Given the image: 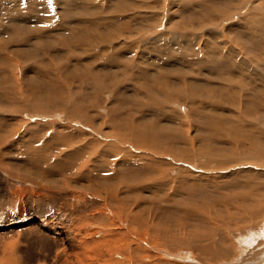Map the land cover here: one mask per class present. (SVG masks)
<instances>
[{"label":"rangeland","instance_id":"374dc122","mask_svg":"<svg viewBox=\"0 0 264 264\" xmlns=\"http://www.w3.org/2000/svg\"><path fill=\"white\" fill-rule=\"evenodd\" d=\"M207 2L213 3L211 5L214 8L213 14L206 12L207 10L205 11L199 6L200 4H207ZM202 26L205 27L199 30ZM187 32H189V36L186 35ZM215 34H217L218 39L219 37L221 39L222 43L219 45H217ZM229 41L234 44V58L225 57V51L231 46ZM136 42L140 44L139 47ZM242 46H244L245 52L241 51ZM126 47L130 50H126ZM142 47L144 48L142 49ZM145 48L147 49L144 50ZM212 53H214L216 58H221L219 67L214 68L212 65H204L205 67H202L201 61L197 62L198 64L196 63L195 67L189 64L188 57L193 60L198 57L207 60V58L212 57ZM178 56L181 60H179ZM110 57L117 59L116 65L112 64ZM243 58L247 59L245 61L247 64H251L252 70L246 66L244 71L242 64H236L237 61L241 62L240 60ZM183 59L186 61H183ZM104 61H106V65ZM135 63L138 64V67L134 66ZM162 63L164 64L162 65ZM123 64H125V68L122 67ZM126 64H131L134 69H127ZM258 64L264 70V0H50V2L49 0H0V78H2L0 80H9V83H7L15 86L17 90V92L15 90L9 92L14 94L13 92L15 91L16 96L20 93L18 102L21 101L16 104V108H20L19 111L10 112V108V113H2L6 115L0 118L3 121L6 120V123L13 126L11 129L13 128L17 132L7 141L19 140L18 138L24 134L28 127L38 122L55 124L50 129L53 132L54 139L57 136V131L61 130L60 125L64 122V111H62L60 104H58V109H55L56 104H52L51 106H54V110L49 112L31 111L27 108L29 104L26 99L27 95L32 92L31 90L34 89L35 92L33 91V93L37 95H49L48 101L53 98L54 101L56 99L55 103H59V94L62 97L64 94L63 104L67 103V106H72L74 102L76 105L74 104L72 108H77L78 104L74 101L76 99L75 91H80L84 94L87 93L86 96L89 95L88 97H91L93 93H99L98 96L102 102L98 105L99 107L94 108L92 106L93 108H90V115H93L92 118L105 116V118L103 117L105 119L103 123L104 129H102L103 134L111 131L112 125L118 123L113 118L106 117L109 116L108 114L113 111L115 106L119 105L116 110L120 108L118 110L121 113H119V116L122 117L120 119L122 120L123 116L128 115L124 119L126 123L129 122L127 124L129 127L133 125L143 126V128H148V130L152 131L151 126L156 124V127L160 130L164 129L173 135L175 134L170 137L171 146L174 149L177 151L179 149H187V152L190 153L191 159L189 160L177 158L170 162V158H167V155L163 153L151 154L147 150L134 151L136 155L138 153L139 156L142 154L143 158L146 156V158H150L151 155L152 159H162L161 161H164V163H170V165H166V168L169 166V169H172L170 171L167 168V179L180 177L183 169L185 172H190V174L186 173V176H184L187 180L185 188L183 191L181 189V193L179 191L180 195H177L176 203L173 205L155 208V197L150 193L151 190L154 194L152 188L143 193L146 198L143 206L149 215L147 221H151L155 228H163L165 231L169 230L176 235L177 239L180 237L184 246L173 250L166 245H162L156 237H152V241H145L147 245L143 243L138 245L140 254L137 264H193L195 261L198 262L193 251L196 247L206 245L225 247L227 241H231L230 243L232 244L236 243L239 238L243 239L251 234H259L260 236L261 232L264 233V211L263 215L259 216L257 220L254 218L256 220L255 224L250 225L248 222V224H244V221H246L245 217L249 220L254 209L264 206V153L260 157L250 156L248 146L236 142L237 138L245 133L264 149V125L254 121V127L248 128L249 118H247L256 116L258 111L257 103L264 94V81L258 74L253 72L254 68H259ZM234 66L238 67L236 68L238 72L232 69ZM138 68L147 71V76L149 77L145 79L142 73L140 75ZM164 71L165 74L167 71L172 72V77L177 74L184 78H191V81H188L187 85L184 86L179 83L175 84L177 82L175 79L171 80L172 77L167 81L162 80ZM97 73L102 74L101 76L106 80L97 82L94 78H91L94 79L93 81L87 79V77L100 76ZM241 74L242 76H240ZM245 76L248 77L245 78ZM218 82L222 84L229 83L230 86L221 87ZM4 86L6 88L9 87L6 84ZM186 87L189 89L188 93L193 95L196 100L200 98L218 100L219 105L226 108L222 109L225 112L210 108L205 102H196L194 106L197 108V113L190 114L192 108L187 102H178V100L167 101L165 97L166 90H176V93L184 94L187 92ZM58 88H61V90ZM84 88L89 90L87 91L86 89L83 92ZM136 90L139 95H137ZM115 91L122 96H118L117 99ZM150 91H154L151 93L153 95H146ZM56 93H58V96ZM154 99H158L156 105L153 103ZM141 103L147 104L145 105L146 107H139ZM5 105L3 100H1L0 107H11L8 103ZM149 106L152 108L160 106L164 111L163 113L153 114V111L149 110ZM212 117L215 126L208 125L207 119ZM65 120L67 121L62 125L65 124L69 128L72 127V129H84L83 131L89 132L91 139L95 142L98 141L97 144L101 143L99 144L101 146L104 144L102 147L96 146L100 148H95L91 152L89 150L90 156L93 153V157L98 156L100 149L108 146V142L111 143L109 146L116 148L118 152L127 151L126 149L128 151L131 150V152L134 150L132 143L130 145V143L125 142V145H121L122 143L116 140L115 134L103 136L100 132L96 133V129L93 131L94 129L89 125H85L81 119ZM178 120L180 121L178 122ZM93 121H97L98 123H95L99 124V119H94ZM180 122L186 126L180 128ZM249 129H252L256 134H252ZM235 130L238 133L236 137L228 132ZM220 132H223L222 136ZM75 134L77 135V132L71 136L74 138ZM176 134L186 136L189 143L187 145L177 143L174 138ZM257 136H259V139ZM45 137L43 134V141L33 142L32 136L30 134L26 135L25 139H22L24 141L18 143L20 148H17L20 151H33L34 147H38V145L44 147L47 142ZM233 142L234 144L235 142L237 143L235 144L233 155L239 158L235 162L229 159L232 156V148L228 144ZM21 144L22 147L20 146ZM80 145L82 144H74L73 146L77 147ZM114 145L124 148L121 151V148H117ZM7 146L6 142L4 147ZM58 146L59 143L57 142L54 147L57 148ZM161 147H164V145L161 144ZM88 148L91 149L89 146ZM129 148L131 149L129 150ZM70 149L72 148L70 147L59 155L60 160L66 159L69 161L71 159ZM199 150L212 152L219 157L218 161L222 165L221 169L215 168L216 165L214 164L215 162L213 163V159V161L210 160V168L205 165L204 167L206 168H202L199 162L202 164L207 160L199 157L197 153ZM20 151L15 149L11 153V163L24 167L23 163H27L28 155L26 154V157L22 156ZM120 155L117 157L110 155V158L104 156L106 159L103 157L102 161L107 160L110 163V167H112L115 160L119 161V158L124 160V165H118L115 168L119 175H125L123 176L124 178L127 177L129 172H134L135 169H133V161L128 163L127 161L130 160L122 159L121 157L125 156L123 153H120ZM155 166L157 167V165ZM158 167L160 166L158 165ZM95 170V174L98 172L104 173V170L107 171L106 174H111L109 169L106 168L100 167V169L97 168ZM97 170L99 171L97 172ZM10 175L9 177L12 178ZM155 175L154 173L151 174V176ZM195 176L201 178L205 176L210 180H212L210 177H213L215 181L208 184L206 181L198 180ZM144 179L146 177L141 175L140 180ZM192 180L205 182V184L202 186L196 184L193 188H189V181ZM101 183L98 176H93L84 183V186L87 189L95 190ZM12 184L10 186L11 192L14 189L22 190L19 184ZM86 193L88 195L85 200L86 204H90L92 199L89 196L92 195L89 191ZM5 195L0 191V202L6 199ZM65 195L67 199L72 196L71 193H65ZM125 195L127 194L122 196ZM127 197L125 198L127 201H134V196ZM32 200L34 201L35 199ZM102 200L103 197H101V201L97 202V207L102 212L104 221L107 222L108 218L114 215L112 218L119 224L120 221L118 222V220L121 219L122 213H118L117 204L106 198L110 205H107L108 208H104ZM59 202L62 201L59 200ZM33 204L36 208L39 207L45 212L48 211L43 216H38V219H45L48 227L57 228L59 221H67L68 215L61 211L60 208L55 209L57 202L54 199L41 202L35 201ZM25 205L27 204L25 203ZM90 205H92L91 209L95 207V203ZM186 205H191L194 208L199 206L198 209L203 210L197 214L201 216V220L198 217L195 218V215L188 211H179ZM62 209L70 211V209L65 208V205ZM262 209L264 210V208ZM8 210L5 208L3 212L2 210L0 211V228H3L0 234H7L6 242L12 241L7 238H15V233L18 230L16 228L17 224H13L7 229L4 228L6 224L3 223V220L9 222L4 219ZM135 210L133 208V212ZM61 216H63V220H58L57 218ZM230 218L232 221L229 220ZM49 219L52 222H49ZM131 222L132 220L128 218L127 227ZM25 223L27 227H30L34 226L37 220L33 218L31 222L27 221ZM131 227V233L140 234L136 225L131 224ZM9 231L8 235L7 232ZM100 239H94V241H99ZM43 245H45V242H43ZM189 247L193 249L191 250ZM64 251L65 256L63 259H68L69 262H72L69 248L67 247ZM146 253H148V258L144 257ZM233 258L232 256L230 257V259ZM104 260H111V257ZM98 261H101V259L89 263ZM232 261H235V259ZM228 262V260H216L213 263L203 262L202 264H229ZM22 263L32 264V261H22Z\"/></svg>","mask_w":264,"mask_h":264},{"label":"bare ground","instance_id":"6f19581e","mask_svg":"<svg viewBox=\"0 0 264 264\" xmlns=\"http://www.w3.org/2000/svg\"><path fill=\"white\" fill-rule=\"evenodd\" d=\"M212 4H213L212 2H207V4H200L199 6L201 8H203V10H205V11L207 10L206 12L213 14L214 8H213V6L211 7ZM203 27H205V26H202L201 28H199V30L202 29ZM210 31H211V29H210ZM212 32H214V31H212ZM186 35L189 36V32H187ZM174 37H176V36L174 35ZM215 38L217 39V45L222 43L220 37L218 39L217 34H215ZM138 42H136V43L138 44V47H139L140 44ZM142 43H143V41H142ZM173 44H175V43H173ZM224 44H226V43L224 42ZM144 47H142V49ZM228 47H229V45H228ZM127 49L130 50L128 47H126V50ZM146 49L147 48H145L144 50H146ZM234 50H235L234 44L231 43V46L225 51L226 53L224 52L225 57L227 58V56H229V57L234 58L235 57V51ZM241 51L245 52L244 46H242ZM212 54H213L212 57L207 58V60H204V58H199V57L195 58V60H193L192 58L188 57L189 58L188 59L189 64L191 66L195 67L196 63L201 61L202 67H205L207 65L208 66L212 65L214 68L219 67V62H220L221 58H216L214 53H212ZM173 56H175V55H173ZM236 58H237V56H236ZM110 59H112L113 65L115 63H117V59L111 58V57H110ZM179 60H181V58ZM107 61H108V59H107ZM183 61H186V60L183 59ZM240 61L241 62L237 61L236 64L237 65L242 64L244 71H245L246 66L249 67L250 70H252L251 64H247V62H245V61H247V59L243 58ZM105 62L106 61H104V64H105ZM135 64H134V66L138 67V64H136V65ZM163 64L164 63H162V65ZM117 65H119V64H117ZM123 65H122V67L125 68V64H123ZM134 66H132L131 64L130 65L126 64V67L129 70L134 69L133 68ZM187 66H188V64H187ZM257 66H259V68L258 67L254 68L253 72H254V74H258L260 76V78L264 81V79H263L264 70H262L260 68V64H258ZM141 68H138L139 69L138 72H140V75L142 73L143 77L146 79L147 77H149V76H147V71H145L144 69H141ZM164 68H163V70H164ZM166 68H168V67H166ZM236 68H238V67L234 66L232 69L235 71ZM236 72H238V71L236 70ZM199 73H200V71H199ZM171 74H172V72L170 73L168 71L165 74V71H164V77L162 80L167 81L169 78L172 77ZM97 75H100V74L97 73ZM101 75L90 77V78L87 77V79L92 80V81L95 79L97 82H103L106 79ZM91 76H92V73H91ZM240 76H242V74ZM247 77L248 76H245V78H247ZM91 78H94V79H91ZM0 79H2V78H0ZM158 79L159 78H157V80ZM172 79H175V81L177 82L175 84L179 83V84L184 85V86L187 85L188 81H191V78H189V79L184 78V77L177 75V74L174 77H172L171 80ZM0 81H2V80H0ZM8 81L6 79V80L0 82V94H1L0 102H1V100H3L4 105L8 103L11 105V107H0V118L3 115H6V114H2V113H10V112H13L14 110L19 111V109H20V108H16V104H17L18 100L20 99V93H18V96H16L15 91L17 92V90L15 89V86L9 85ZM96 81H94V82H96ZM158 81H160V79ZM5 84L8 85L9 87L6 88L4 86ZM226 84H228V85H226ZM64 85H67V84H64ZM93 85H95V84H93ZM219 85L221 87L222 86H224V87L230 86L229 83L222 84L221 82L219 83ZM235 86H237V85H235ZM233 88H234V86H233ZM30 89H32V88H30ZM12 90H15L13 92L14 94L10 93ZM59 90H61V88ZM84 90L86 91L85 88L82 91L85 92ZM188 90L189 89L187 88V92H185L184 94H178V93H176V90H174V91H171V90L167 91L166 90V92H165L166 96L165 97L167 98V101H177L178 100V102H187L192 108L191 112L189 111L190 114H193L195 112L197 113V108L194 106V104L196 105V102H205V104L208 107L216 109L218 111L221 110V111L225 112L222 109H226V108L224 106L219 105L220 103L218 100H215V99L208 100V99H201V98L196 100L195 98H193V95L188 93ZM31 91L32 92L28 95L25 92V94L27 95V97H26L27 103L29 104V106L27 108L30 109L31 111L36 110L37 112H40V113L44 112V111L49 112V111L54 110V106L53 107L51 106L52 104H56L55 109H58V107H59L58 104H60L62 111H64V114H63L64 122H62V124L65 123V121H67L65 119H73V118L81 119L85 125H89L90 127H92L94 129L93 131H95V129H96V133L100 132V134H102L103 136L115 134V137H117L116 140L119 143H122L121 145H123V144L125 145L127 142L130 143V145L132 143L134 145L133 146L134 150H133V152H131V150H130L131 148H129L130 151H128V149H126L127 151H122V149L124 147L121 148L122 146L117 147L118 145L117 146L114 145L117 148H121L122 152H118L116 148L114 149V148H112V146H109V145H111V143L108 142L107 143L108 146H105L103 149H100L98 156L93 157L94 153L91 156L89 153L91 152V150H94L95 148H100V147H96V146H101V145H99L101 143L97 144L98 141L95 142L93 139H91V135L89 136L88 131H86V130L83 131L84 129L83 130L76 129V128L72 129V127L69 128L65 124L64 125L59 124L61 130L57 131V136L54 139L53 135H52L53 132L50 131V129L52 127H54L55 124L54 125H53V123L52 124H49V123L43 124V123H39V122L36 123L35 125L31 126V127H28L24 131V134L18 138L19 140L15 141L16 139H13V141L10 142L7 140L11 139L14 136V134H16L17 132H15V130H13V128L11 129V127H13V126L9 125V123H6L7 122L6 120L3 121V119H0V188H1L0 191H2L4 194H6L5 195L6 199H4V201L0 202V211L2 210V212H3V209H5V208L9 209L8 212H6L5 217L3 216L5 220L9 221V222H7V221L3 220V223L6 224V226H4V228L7 229L10 226H13V224H17L16 228L18 229L17 232L15 233V238H13V237L7 238V239L12 240L10 242L5 241L7 234H5V233H4L5 235L3 233L0 234V264H23L22 261H32V264H88L89 262H93L97 259H101V261H98L96 263H89V264H137V260L139 259V254H140L139 253L140 249H139L138 245L142 244V243L146 244L145 241H152V237H156L162 243V245H166L173 250L175 248L178 249L177 247L184 246L183 240L180 239V237L177 239L176 235L172 234V232H170L169 230L165 231V230H163V228L162 229L158 228V227L155 228V226L153 225V223H151V221H149V222L147 221V219L149 218V215L143 206L145 204V199H146L145 196L143 195V193L146 190H150V188H152V190L154 191V194L151 190H150V193H151V195H154V197H155V208H160L161 206L166 207V206L173 205L174 203H176L175 199H177L178 194L180 195L181 189L183 191V189L185 188V183L187 182V180L184 176H186V173L190 174V172H188V171L185 172V171H183L184 170L183 169V170H181L180 177L178 176V178L176 177L175 179H170V178L167 179L168 173H166V170H167V168L169 169V166H167V168H166V165L167 164L170 165V163L166 164V163H164V161H161L162 159H157V160L152 159L153 157L151 155H150V158H146L147 156L145 158H143V156H141L142 154H140V156H139L138 155L139 153L136 155V153L134 152L135 150H147V151L151 152V154L163 153L164 155H167L166 156L167 158H170V160H169L170 162H171V160H175L177 158H183L186 160L191 159V157L189 155L190 153L187 152L188 151L187 149L186 150H180L179 149V151H177L176 149H174L171 146L172 143L170 142V137L173 134H171V132L165 131L164 129L160 130L158 127H156V124H153L151 126L152 131L148 130V128H143V126L141 127V126H134L133 125L132 127H129L127 125V124H129V122L126 123V121L124 119V117H127L128 115L123 116V114H124L123 113L122 114L123 119L122 120L120 119V118H122L119 116L120 112L118 110H120V108L118 110H116V107H119V105L115 106L113 111L110 110L112 112H110V114H108L109 116L106 117V118H113L118 123L112 125L111 131H107V133L103 134L102 129H104L103 123L105 122V119H103V117L105 118V116L101 115L102 117H100V118L99 117L92 118L93 115H90V112H91L90 108L92 106L94 108H96L102 102L101 98L98 96L99 93L95 94L92 92L93 95H91V97H88L89 95L86 96L87 93L84 94L80 91L79 92L75 91V94H76L75 98L76 99H74V101L78 105L76 106L77 108H75V107L72 108L75 104L74 102H73L72 106L71 105L67 106L68 105L67 103H66L67 105L63 104L64 94H63V97L59 94V100H58L59 103H55L56 99L54 101L53 98H51V100L48 101L49 95H43V94L37 95V94L33 93V91L35 92L34 89ZM144 92H146V91H144ZM152 92H154V91L147 92L146 95H150ZM136 93H138L137 90H136ZM158 93H161V92H158ZM197 93H199V92H197ZM56 94L58 96V93H56ZM115 94H116L117 99H118V96L121 95L118 92H116ZM246 94H247V92H246ZM137 95H139V93ZM151 95H153V94H151ZM52 97H54V96H52ZM158 99L153 100V103L155 105H156V102H158ZM117 101H119V100H117ZM19 102H21V101H19ZM145 105H147V104L141 103L139 105V107H143V106L146 107ZM257 106H258V111L256 112V116L254 118L247 117V118H249L248 128L254 127L253 126L255 124L254 121L258 122L261 125H264V94L260 97L259 102L257 103ZM10 108H11V111H10ZM148 108H149V110H151V112L153 111V114H158L160 112L163 113V111H164L163 108L160 106L159 107L155 106L154 108L149 106ZM227 112L229 113V111H227ZM200 113H201V111H200ZM203 115L206 117L205 114H203ZM173 116L175 117L174 113H173ZM213 117L210 119H207L209 126L210 125L215 126V122L213 120ZM94 119H99V124H101V125L96 124L95 122H97V121H93ZM257 119L260 121H258ZM126 120H127V118H126ZM179 121L180 120H178V122ZM67 124H69V123H67ZM222 124H223V122H222ZM179 125H180L179 126L180 128L186 126L184 123H181V122ZM242 131H244V130H242ZM249 131H251L252 134H256L253 132L252 129H249ZM75 132H77V135L75 134V137L73 138L71 135H73ZM228 132L232 133L233 136H235V137L237 136L236 134H238L236 132V130L235 131H228ZM217 133H218V131H217ZM29 134L32 136L33 142L34 141L35 142L43 141L42 139H43V134H44V136H46L45 141H47L45 143V146L43 147L41 145H38V147H34L35 149L33 148L34 149L33 151H31V150L30 151L18 150V148H20V147H18V145H19L18 143L23 142L24 140L22 141V139L23 138L25 139L26 135H29ZM222 134H223V132H220L221 136H222ZM257 137L259 139V136H257ZM174 138H175V141L181 145L182 144L187 145L189 143L187 137L182 136V134H176V136ZM26 140H28V139H26ZM97 140H98V138H97ZM191 140H193V139H191ZM90 141H91V143H89ZM6 142H7L8 146L4 147ZM29 142H30V140H29ZM57 142L59 143V146L57 148H55L54 145ZM236 142H239V143L243 144L244 146H248L249 151H250V156L253 155L254 157L255 156L260 157V155H262L264 153V149L261 146H259L258 143H255L253 138L248 136V134L244 133V135H240L237 138ZM236 142H235V144H237ZM74 144H82V145L74 147L73 146ZM161 144H163L164 147H161ZM226 144H228V143H226ZM235 144H234V142L231 144H228L232 148V156L229 159L234 160L233 162H235L239 159L237 156L233 155V152H234L233 150H234ZM20 146L22 147V144ZM88 146L91 147V149H89ZM70 147L72 148V149H70L71 159L69 161L66 159L60 160L59 155L63 154L65 152V150L69 149ZM15 149H17V151H20L21 152L20 155H22V156H25L26 154L28 155L27 160H26L27 163H23L24 167H19L18 165L11 163V161H12L11 153H13V151ZM252 149L255 151H253ZM89 150H90V152H89ZM24 151H27V152H24ZM120 153H123L125 155L124 157H121L122 159L130 160V161H127L128 163L133 161V163H132L134 165L133 169H135L134 172H129L127 177H124V178H123V176H125V175H123V176L121 174L119 175V173L117 171H115V168L118 165L119 166L124 165V162H123L124 160H120V158H119V161L115 160L112 167H110V165H109L110 163H108L107 160H106L107 162L102 161V158L104 156H106L108 158H110V155L112 157H117V156H121ZM197 153H198L200 158L207 160L205 162L202 161L203 162L202 164H201V162H199L197 160L199 162V165H201L202 168L204 167V165L206 167L210 168L209 163H211L210 160L213 159L214 161L213 160L212 161H213V163L215 162L214 164L216 165L215 168L221 169L222 165L218 161L219 157L215 156L214 153L208 152V151H202V150H199ZM138 158H140V159H138ZM192 160H194V159H192ZM140 161L143 163H141ZM190 162H192V161L190 160ZM155 165H157V167ZM158 165L160 167H158ZM100 167L109 169V172L111 174L110 175L106 174L107 171H105V170H104V173H102V172L99 173L98 172L99 170H97L98 173L95 174L96 173L95 169H97V168L100 169ZM206 167H204V168H206ZM223 169H224V167H223ZM169 170L172 171V169H169ZM140 173H142V174H140ZM152 173H154L156 175L151 176ZM9 174H11L10 176H12V178L9 177ZM141 175H144L146 177V179L140 180ZM93 176H98L99 180H101L102 183L95 190H90V189H87L86 186H84V183L87 182ZM197 176H195V177L198 180L206 181V182H208V184L215 181V179H213V177H210L212 179V180H210L205 176L202 178L197 177ZM199 176H201V175H199ZM223 176H225V175H223ZM187 177H188V175H187ZM190 178H191V176H190ZM180 182H181V184H180ZM12 183L19 184V186L22 188V190L21 189H14V191L11 192L10 186L13 185ZM189 183H190L189 188H193L196 184H199V186H202L203 184H205V182H197L194 180L189 181ZM87 191H89L90 194L92 195V196H89V198L92 199V202L90 204L95 203V207H93V209H91L92 205L86 204L85 200L88 196V195H86ZM179 191H180V193H179ZM65 193H71L72 196L67 199ZM123 194H127V195L122 196ZM127 196H129V197L134 196L135 197L134 201L133 202L127 201L125 199V198H128ZM101 197H103L102 206L104 205L103 206L104 208H108L107 205H110V203L106 200V198H108L111 202H114L117 204L118 213H120V212L122 213L121 219L118 220V222L120 221L119 224H117V222L112 218L114 215L112 217H109L107 222L104 221V218L102 216V212L97 207L98 206L97 202L101 201ZM32 199H35V200L33 201ZM49 199H54L57 202V204L55 205L56 206L55 209L60 208L61 211H63L64 213H66V215H68L67 221L63 220V216L57 218L58 220H63V221H59L57 223V225H58L57 228H54L53 226L48 227L46 222H45V219H43V218L38 219V216H43L48 211L45 212V211L39 209V207L36 208L35 205L33 204V202H35V201L41 202V201H46ZM59 200L62 202H59ZM24 202L28 206L25 205ZM64 205H65V208L70 209V211H66V209H62ZM183 207L184 208L179 210V211H188L189 213H192V215H195V218L198 217V219L201 220V216H198L197 214H199L203 210L198 209L199 206H197L198 208H194L191 205H186ZM260 207L254 209V211L251 210V211H253L252 214L250 211V214L252 215V217L250 216L251 218H249V220L247 219V217H245L246 221H244V224L249 223L250 225H253L256 223L257 218L259 216L263 215L264 210L262 208H264V206L262 208H260ZM133 208L136 209L135 212H133ZM237 208H238V206H237ZM162 209H164V208H162ZM107 210H109V209H107ZM150 212H152V211L150 210ZM64 213H63V215H64ZM202 216H204V215H202ZM33 218H35V220H37V223L34 226L27 227L25 222H27V221L31 222V220ZM46 218L48 219L47 214H46ZM128 218H130L132 220V222L129 223V226L127 227V219ZM254 218H256V220ZM233 219H234V217H233ZM229 220H231V218ZM49 222H52V221L49 219ZM236 222H238V221H236ZM131 224H134L137 226V229L140 232V234L135 235L134 233H131V231H130V229L132 228ZM228 224H230V223H228ZM0 231H3V228H0ZM7 233L9 235L10 231ZM263 234L264 233H262V232L260 233V236H259V234H257V235L251 234L250 236H247L246 238H243V239L239 238L238 240H236L237 242L235 241L236 243H232V244L230 243L231 241H227V245L225 247H221L219 245H206V246L196 247L194 249L192 248L194 253H195L194 255H196V258L198 260V262L195 261L194 263L202 264L203 262L213 263L216 260H221V261L222 260H226V261L228 260L229 264H262V263H264V245H262V244H264ZM94 239H100V240L94 241ZM138 241H140V242H138ZM43 242H45V245H43ZM198 242H200V241H198ZM204 243H206V242H204ZM150 244H155V243H150ZM186 245H188V244L186 243ZM67 247L71 251V257L73 260L72 262H69L68 259H63V257L65 256L64 250ZM142 249H143V247H142ZM141 255H143V254H141ZM147 255H148V253H146L144 255V257L148 258ZM231 256H232V258L233 257H235V258L230 259ZM110 257H111V260H104L103 261V259H108ZM140 258H141V256H140ZM234 259H235V261H232ZM156 264H159V263H156Z\"/></svg>","mask_w":264,"mask_h":264},{"label":"crops","instance_id":"0c3cea01","mask_svg":"<svg viewBox=\"0 0 264 264\" xmlns=\"http://www.w3.org/2000/svg\"><path fill=\"white\" fill-rule=\"evenodd\" d=\"M89 88H90V87H89ZM85 89L89 90L88 88H85Z\"/></svg>","mask_w":264,"mask_h":264},{"label":"snow or ice","instance_id":"6c2138e0","mask_svg":"<svg viewBox=\"0 0 264 264\" xmlns=\"http://www.w3.org/2000/svg\"><path fill=\"white\" fill-rule=\"evenodd\" d=\"M49 2H50V0H49Z\"/></svg>","mask_w":264,"mask_h":264}]
</instances>
